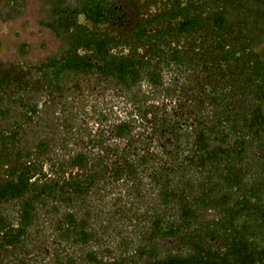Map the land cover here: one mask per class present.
I'll return each instance as SVG.
<instances>
[{"label": "trees", "instance_id": "trees-1", "mask_svg": "<svg viewBox=\"0 0 264 264\" xmlns=\"http://www.w3.org/2000/svg\"><path fill=\"white\" fill-rule=\"evenodd\" d=\"M168 1L174 8L171 17L163 15L153 36L154 30L139 29L136 46L126 58L111 59L109 46L101 42L93 55H78L74 48L44 62V85L59 92L72 74L98 73L129 90L143 78L151 86L164 85L167 69L186 70L187 82L172 83L178 98L171 107L135 106L132 119L112 129L113 137L126 139L125 148H104L101 160L94 163L91 151L82 150L62 161L58 158L44 171V163L18 146L23 127L14 120L12 126L1 127L0 204L20 201L21 207L16 225L0 214V252L8 246L21 248L39 205L54 197L73 203L111 175L115 180L126 178V189L139 194L141 207L150 202L156 207L140 211L136 204H126V220L129 214L139 240L126 238V257L106 261L88 252L85 263L264 264V50H256L264 7H257L259 15L254 9L246 16L230 8L254 6L256 0ZM161 2L165 12L167 1ZM42 87L27 73L0 71V100L8 91L18 92L27 121L38 108L34 101L26 107L20 92L35 97ZM1 112L8 116L9 109ZM50 146V140H40L38 155L49 152ZM112 154L117 161H112ZM103 158H110V163ZM70 169L78 174L66 177ZM146 171L157 199L142 191ZM62 225L57 228L63 239L86 246L92 237L87 217L68 214ZM167 239L183 248L159 255L157 243ZM129 244L135 245L132 250ZM56 259L57 264H77L70 254L58 253Z\"/></svg>", "mask_w": 264, "mask_h": 264}, {"label": "rangeland", "instance_id": "rangeland-1", "mask_svg": "<svg viewBox=\"0 0 264 264\" xmlns=\"http://www.w3.org/2000/svg\"><path fill=\"white\" fill-rule=\"evenodd\" d=\"M40 5V0H27L26 7L20 9L23 14L12 19H0V63L12 71L18 70L29 74L40 80L43 85L35 97L29 92H20L25 97L26 107L34 101L35 107L38 108L37 114L29 121L22 116L26 109L17 102L18 92L4 93V99L0 100V128L10 126L13 120L20 124L23 130L20 132L18 146L33 153L30 156L32 160L37 157L39 163H44L46 165L44 171H48V164L58 158L62 161L64 157L82 150L91 151V161L97 162L101 160L99 154L104 152V148L110 149L115 146L125 148L126 139L113 137L112 129L126 119H132L135 106L145 109L147 105L145 101H149L169 107L173 94L166 95L164 87L155 88L145 79L133 90H129L120 87L114 80H104L94 73L90 76L68 75L60 85L62 89L60 92L46 87L44 78L48 74L42 69L43 64L53 56L60 58L64 44L44 25L39 24ZM257 7H264V0H256L254 6L244 8L240 5L236 8L231 7L230 10L234 14L242 12L250 16V12L255 9L259 15ZM261 13L264 24V12ZM262 30L258 36L261 40L256 47L258 51L264 50V28ZM168 70L163 74L168 81L187 82L186 70L183 73ZM8 109V116L3 115L1 111ZM43 139L50 140L51 146L49 152L39 156L36 144ZM90 144H94L95 149L93 147L86 149ZM48 158L51 162L47 160ZM110 158L117 161L114 154ZM110 158H103V161L110 163ZM149 172L146 171L145 175L143 173L142 191L151 195L156 190ZM76 174L78 170L70 169L66 177ZM126 190V178L115 180L109 175L96 184L85 197L76 198L73 203L57 200L56 197L48 199L45 205H39L36 222L30 229L29 238L25 240L32 246L34 244L41 248L43 246L44 254L40 253L38 259V253L35 251H31L28 256L25 251L13 252V249H10L11 256H5L1 260H4V264H57V259L56 261L53 259L59 253L73 255L77 264H87L83 258L88 252L106 261L126 257L128 252L126 238L128 242L139 240L133 232L135 227L131 226L129 214L126 220V204L129 206L136 204L140 211H150L149 207H156L152 202L141 207L137 202L140 199L139 194ZM156 195L157 192L152 194L150 199H157ZM20 207V201L0 204V214L17 224ZM68 214L75 215L77 219L87 217L90 222L92 237L86 246L59 236L57 226L59 223L60 226H64L62 221ZM157 244L160 246L159 251L173 249L176 246L183 248L181 244L171 239L159 241ZM132 246L135 245L129 244L130 250L133 249Z\"/></svg>", "mask_w": 264, "mask_h": 264}, {"label": "flooded vegetation", "instance_id": "flooded-vegetation-1", "mask_svg": "<svg viewBox=\"0 0 264 264\" xmlns=\"http://www.w3.org/2000/svg\"><path fill=\"white\" fill-rule=\"evenodd\" d=\"M166 1L168 6L164 12L161 0H40L38 18H40L39 24L44 25L63 42L61 57L74 48L78 55H93L98 50L99 44L103 42L104 46H109L107 53L111 59H122L126 58V53L129 54L130 49L136 46L138 41L136 32L139 29L145 26L143 28L147 31L150 28L154 30L151 33L153 36L163 22V15L171 17L174 10L173 3L169 4L170 1ZM26 3L27 0H0V19L20 16L23 14L20 9L25 8ZM87 42L93 43L87 45ZM2 70L11 69H7L0 63V71ZM94 74L103 77L104 80H114L98 73ZM81 75L90 76L91 74ZM144 79L147 80L143 78L141 81ZM159 87H164L166 95L173 94L171 101H177L178 90L172 86V81L166 79L165 84ZM146 102L147 105L154 104V102ZM148 115L152 116L151 110L148 111ZM13 225L16 224L13 223ZM213 242L216 243V241ZM43 248L36 244L32 246L25 241L21 248L8 246L0 253L3 258L8 253L11 254L10 249H13V252H26L28 256L31 251H35L38 256L40 253L44 254ZM174 248L159 251V255L175 253ZM37 258L39 259V256Z\"/></svg>", "mask_w": 264, "mask_h": 264}]
</instances>
